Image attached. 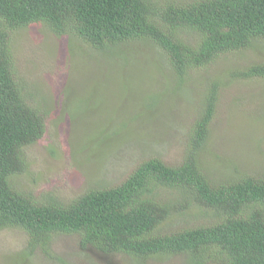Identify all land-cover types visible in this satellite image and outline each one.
<instances>
[{
    "label": "trees",
    "instance_id": "obj_1",
    "mask_svg": "<svg viewBox=\"0 0 264 264\" xmlns=\"http://www.w3.org/2000/svg\"><path fill=\"white\" fill-rule=\"evenodd\" d=\"M179 1L0 0V229L13 226L26 231L30 251L39 249L55 259L50 251L53 236L76 233L81 254L90 246L106 256H125L128 264L174 255L184 256L185 264H264V175L244 171L225 155L211 161L218 174L212 179L198 158L208 145L219 87L264 77V61L234 68L226 80L207 82L179 165H167L152 155L138 162L119 184L92 188L68 205L38 202L13 180L24 171L22 149L46 141L48 115L44 109L48 96H41L40 88L18 72L13 32L43 24L52 35L65 36L71 45L84 44L104 59L123 57L125 42L152 40L166 53L178 81L220 55L264 44V0ZM182 31L193 36L186 41ZM67 82L64 90H69ZM183 84L177 82L181 92L187 89ZM31 91L36 102L41 98L42 107ZM154 106L147 102L145 109ZM141 125L134 126L137 140L144 137ZM146 131L154 135L152 128ZM66 146L72 155L71 142ZM86 153L92 155L90 150ZM161 190L171 192V197L161 201L156 195ZM196 213L205 218L203 223L176 230L163 226L170 217Z\"/></svg>",
    "mask_w": 264,
    "mask_h": 264
},
{
    "label": "rangeland",
    "instance_id": "obj_2",
    "mask_svg": "<svg viewBox=\"0 0 264 264\" xmlns=\"http://www.w3.org/2000/svg\"><path fill=\"white\" fill-rule=\"evenodd\" d=\"M180 36L188 41L193 34L182 31ZM12 38L18 72L40 88L41 96H48L44 108L48 113L46 141L22 149L24 171L14 175L13 180L36 201L56 200L63 205L92 188L119 184L138 162L152 155L167 165H179L207 82L212 78L226 80L230 70L264 61V44H254L243 51L220 55L206 68L187 71L186 79L178 81L166 53L152 40L125 42L121 44L123 57L104 59L84 44L71 45L65 36L52 35L43 24L17 29ZM66 81L69 90L63 89ZM177 82H186L183 90L187 89L181 92ZM29 94L35 101L34 92ZM147 102L154 108L145 109ZM36 104L42 107L41 98ZM215 110L208 145L198 153L202 166H207L215 179L216 164L211 161L229 155L244 171L263 176L264 77L224 82L219 87ZM140 124L144 125V137L137 140L134 126ZM146 128H152L154 135L150 137ZM69 141L72 155L66 146ZM88 150L92 155L86 153ZM156 192L161 201L172 195L167 190ZM204 219L197 213L182 214L166 219L163 226L176 230L196 226ZM28 240L29 235L21 228H1L0 264L129 263L125 256H106L90 246L81 254L76 233L53 236L50 251L55 259L39 249L30 251ZM185 262L184 256L174 255L152 257L147 264Z\"/></svg>",
    "mask_w": 264,
    "mask_h": 264
},
{
    "label": "clouds",
    "instance_id": "obj_3",
    "mask_svg": "<svg viewBox=\"0 0 264 264\" xmlns=\"http://www.w3.org/2000/svg\"><path fill=\"white\" fill-rule=\"evenodd\" d=\"M6 235H7V233H6Z\"/></svg>",
    "mask_w": 264,
    "mask_h": 264
}]
</instances>
